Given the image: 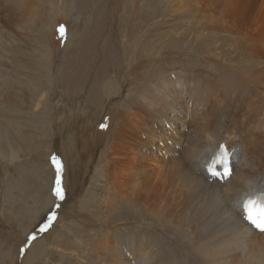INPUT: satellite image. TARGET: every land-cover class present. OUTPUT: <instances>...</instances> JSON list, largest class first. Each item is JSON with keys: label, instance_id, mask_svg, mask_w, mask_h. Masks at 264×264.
<instances>
[{"label": "rangeland", "instance_id": "374dc122", "mask_svg": "<svg viewBox=\"0 0 264 264\" xmlns=\"http://www.w3.org/2000/svg\"><path fill=\"white\" fill-rule=\"evenodd\" d=\"M155 2L157 5L166 3L167 12L164 8L159 9L153 23H147L144 27L143 33L146 36H143L142 42H137L125 37V23L131 18L127 26L132 29V17L139 12L136 7H142L143 0H90L89 4L92 6L83 15L79 13L65 16L66 19L77 20L76 33L71 37L68 48L64 47L68 39V23L61 22L57 27V33L60 35L59 29L63 27L65 35L58 40L59 47L55 48L49 61L40 60L43 47L40 44L45 40L46 33L52 31L56 23L53 19L62 21L63 14L57 13L65 9V0H35L28 6L26 18H21L19 23L0 19V25H4V29L0 28V264L9 261V257L2 256V252L11 249L21 238L25 239L12 264H33L34 261L31 262L29 258L24 259L31 246L45 236L61 245L55 249V245L47 241V255L41 256L35 264H94L98 261L90 257V252L102 254L105 251L102 244L107 232L131 226L119 221L111 225L113 230L111 226L109 228L104 214L102 181L98 182L97 178L99 170H104V157L126 162L125 157L130 154H126L125 149L131 142H138L135 141L136 138L141 139L143 136L140 134L142 132L137 133L136 137L128 132L124 136L129 144L118 142L114 138L116 132L111 133L116 122L111 124L109 136H103L109 125L106 124L110 117V112L106 111L109 106H117L116 110L120 115L125 114L126 110L128 115L133 114L139 120L145 118L137 108H124L129 98L132 102L137 99L136 96L141 91L139 81H142V85H149L151 82H163L172 75L184 78L185 73L192 72L190 70L211 73L213 77L212 80L186 84V95L182 91L175 95L176 111L182 107L187 114L174 117L173 112H170L166 115L167 128H157V138L154 143H150L153 144L150 155L155 160L164 155L163 150L171 140L177 142L181 132L185 135L190 129H194L196 134L193 139H189V144L194 143L197 135L202 133L205 124L202 120L203 110L211 111L212 107H203L196 88L207 91L205 98L231 100L224 81L218 75L219 66L229 65L228 57L235 56L232 58L235 62L243 59L248 66L247 71L235 66H228L224 70L227 73H238V77L228 74L231 76L228 82L234 99L228 105L237 107L242 100H247L249 109L264 105V14L249 19L243 8L245 6L234 4L220 19L212 11L213 0ZM75 6L79 9L80 3L76 1ZM54 9H58L55 16ZM191 27L195 30L197 40L208 39V48L205 47L214 51L209 56L211 62L209 59L204 62V58L199 64L193 65L194 69L191 65L187 66L185 57L188 54L183 55L187 51H183L182 44V47L167 50L172 60H155L159 52L154 48V42L156 45H167L169 40L170 47L172 44L178 45L180 36ZM150 41L151 44L153 42L152 50L143 51L141 45ZM133 49L137 51L136 55ZM136 58L149 61L147 68H137ZM213 66H218L219 70ZM248 72L252 75L245 80L243 74ZM145 119L149 124L152 123V118L148 115ZM151 125L158 126L156 123ZM118 128L122 132L129 131L125 125ZM227 134L228 137H225L231 139V142L235 140L229 131ZM178 142L173 146L176 152L182 150L180 145H184L185 137H180ZM111 144L116 147L122 144L120 153L123 154L110 155L108 147ZM220 146L230 156L228 160L231 165L235 158L233 150L225 141L212 154ZM11 150L17 157L13 162H9L8 158ZM73 150L78 156L70 163L68 171L67 163L75 158ZM63 152L68 161L64 162ZM54 156L63 165L65 197L62 201L52 195L55 171L51 158ZM169 157L173 158L170 155L165 158ZM150 161L154 163L151 158L141 156L138 162L143 167L147 166L145 170L148 174L154 170ZM202 162L203 160L200 162L201 167ZM70 167L73 168L72 171ZM21 181L24 188L10 189L9 193L24 207L27 204L28 211L38 217L35 218L38 219L36 221L28 216L21 222L12 214L11 206L7 204L5 189L8 191L9 183L17 186ZM47 195L49 203L45 204L46 210L41 211ZM147 224L164 239L178 240L175 230L167 229L152 214L148 216ZM45 225H48V230L40 232L39 229ZM25 230L28 231L24 234ZM32 235L36 236L35 240L29 239ZM128 260V264H136L134 258L129 257Z\"/></svg>", "mask_w": 264, "mask_h": 264}, {"label": "bare ground", "instance_id": "6f19581e", "mask_svg": "<svg viewBox=\"0 0 264 264\" xmlns=\"http://www.w3.org/2000/svg\"><path fill=\"white\" fill-rule=\"evenodd\" d=\"M34 1L0 0V19L19 23L21 18H26L28 6ZM65 1L67 8L63 6L65 9L61 8L63 10L59 9L60 11L57 13L58 15L63 14L62 21L53 19V22L56 23L52 24V31L46 33L45 40L40 44L41 47L43 46L40 60L49 61L51 55L56 51L55 48L59 47L57 42L61 40V36L57 33V27L61 22L68 23L66 27L68 39L64 47L68 48L71 44V37L76 33L77 20L74 18L66 19L65 16L67 14L72 16L82 14L92 6L89 4L90 0ZM76 1L80 3L79 9H76ZM234 4H243L245 14L249 19L264 14V0H213L212 11L216 12L222 19L229 7ZM141 5L140 8L136 7L139 12L134 13L132 17L134 21L132 29L127 26L131 22L129 21L131 18L125 23V37L135 39L137 42H142L143 36H146L143 33L145 25L153 23L159 9L164 8V11L167 12V4L157 5L155 0H143ZM56 11L58 9H54V16ZM0 28L4 29V25H0ZM207 40L203 38L197 40L195 30L191 27L187 33L180 36L178 45L172 44L170 47L168 45L169 40L167 45H156L154 42V48L159 52H156L155 60L157 62L172 60L169 57L171 54L167 50L178 48L182 44L184 45L183 51H187L183 55L188 54L185 57L186 65L193 67V65L199 64L201 59L205 58V62L209 59L210 54L214 53L213 49H206V47L208 48ZM149 43L141 45L143 51L152 50L153 42L152 44L151 41ZM133 52H136L134 55L137 54L134 49ZM205 55L206 57H204ZM234 57H228V66H235L247 71L248 66L245 61L242 59L241 62H235L232 59ZM141 59H137V68L141 66L142 69H146L149 61H141ZM228 66L213 67L220 69L218 75L224 81L226 91L233 101L228 81L231 79L230 75L238 77V73L236 71L229 73L224 71ZM190 71L192 72L185 73L184 78L181 75L176 77L171 74L172 76L167 77L163 82H151L149 85H142V81H139L141 91L138 92L137 99L132 102L129 98L124 105L125 109L137 108L140 115L145 118L148 115L149 118H152L151 124L156 123L157 127H153L145 118L139 120L133 114L128 115L126 110L125 114L120 115V112L116 110L117 106H109L106 110L110 112V117L106 121V124L109 125L103 136L107 135L106 138L109 136L110 126L116 122V127L111 133L116 132L114 138L118 139V142H125L128 145L129 140L126 141L127 138L124 136L128 132L131 136L135 134V137L137 133L142 132L140 134L143 136L140 138L144 140L136 138L135 141L138 142L130 141L131 145L125 149V153L130 154V156L125 157L126 162L122 159L114 161L110 157L107 159L104 157V170L98 171L100 175L97 179H99L98 182L102 181L104 214L109 228L119 221L131 225L132 228L117 229L116 232L108 231L104 244H102L105 251L102 254L90 252V257L99 262L94 264H128L129 257L134 258L136 264H264V233H258L247 225L242 220L238 207L240 201L252 193L264 192V105L249 109L247 100H242L237 104V107H231L228 105L231 100L219 101L216 98H205L207 91L196 88L199 97L202 98L200 101L203 107L208 108L209 105L212 107L211 111L203 110L202 120L205 121V124L202 133L197 135L194 143L189 144V139H193V135L196 134L194 129L189 128V132L185 135L182 134L183 132L180 133L177 142L171 140L167 144V148L163 150L164 155L160 159L156 157L155 160V157L150 155L153 145L150 143H154L157 138V128H167L168 119L166 115L170 112H173L174 117L175 115L180 117L187 114L185 108L182 107L176 111L177 98L175 95L182 91L185 96L186 84L191 85L194 82L213 79L211 73L210 75L195 70ZM250 75L252 74L248 72L243 74V77L248 80ZM137 121L140 122L137 124ZM124 125L128 126L129 131L122 132L119 130L118 127H124ZM227 131L235 137L232 142L231 139L227 138ZM169 133L171 134L170 131ZM180 137H185V143L180 145L182 150L176 152V148L173 146L179 143ZM222 141H225L226 145L233 150L235 159L232 161V175L224 183H219L212 179L209 181L205 177L200 162L210 158ZM120 146L116 147L111 144L108 147L109 154L122 155ZM142 149L144 152H141ZM68 150L71 151V148L68 147ZM74 153L75 158L67 163L68 171L70 163L77 159L78 153ZM63 155L64 162L68 161L64 152ZM169 155L173 158L166 159L165 157ZM141 156L149 157L154 161V163L150 161L153 165L152 168H154L151 174L145 170L147 166L143 167L138 164ZM8 158L10 159L9 162L17 159L12 150L9 151ZM70 169L73 170L71 167ZM23 188L24 184L21 181L17 186L9 183L8 191L5 189L7 204L11 206L12 214L21 222L28 216H32L33 220L38 218L36 214L28 211L27 204L24 207L9 193L10 189ZM48 199L47 195L41 211L46 210L45 204L49 203ZM151 214L162 222L167 229L175 230L178 240H166L153 230L147 224V218ZM112 228L113 226H111V230H113ZM26 231L28 230H25L24 234ZM24 239L17 240L11 249L2 252V256L9 257V261L4 262V264H12L17 250V256L20 253L21 243ZM47 241H51L55 245V249H57L56 246L61 245L60 242L50 240L45 236L31 246L24 260L29 258L31 262H38L41 256H46L48 253L45 247ZM34 262L33 264H35Z\"/></svg>", "mask_w": 264, "mask_h": 264}, {"label": "snow or ice", "instance_id": "6c2138e0", "mask_svg": "<svg viewBox=\"0 0 264 264\" xmlns=\"http://www.w3.org/2000/svg\"><path fill=\"white\" fill-rule=\"evenodd\" d=\"M59 33H60L61 37H63L65 35V29L63 27H61L59 29ZM102 127H105V126L102 125ZM224 154L225 153L222 149L221 155H224ZM51 163H52V165L54 167V171H55V178H54V185L52 188V195L55 199L62 201L65 197V190L63 187V176H62L63 165H62L61 161L58 160L55 156L51 158ZM213 163H220V160L219 159L214 160ZM211 174L213 176L216 175L214 170L211 172ZM52 218H54V213H53ZM248 219L251 221V223L257 229H259L261 232H264V208L260 209L259 217H254L250 212L248 215ZM47 230H48V225H45L44 227H41L39 229L40 232H46ZM29 239L35 240L36 236L32 235L31 237H29ZM22 251H23V249H22Z\"/></svg>", "mask_w": 264, "mask_h": 264}]
</instances>
